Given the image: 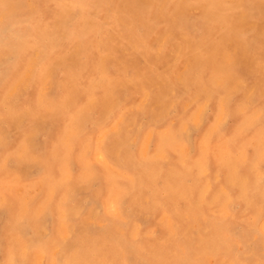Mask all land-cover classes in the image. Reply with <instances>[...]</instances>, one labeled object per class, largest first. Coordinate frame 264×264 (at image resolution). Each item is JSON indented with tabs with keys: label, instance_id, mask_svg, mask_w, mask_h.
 <instances>
[{
	"label": "rangeland",
	"instance_id": "1",
	"mask_svg": "<svg viewBox=\"0 0 264 264\" xmlns=\"http://www.w3.org/2000/svg\"><path fill=\"white\" fill-rule=\"evenodd\" d=\"M12 1L0 0V16L3 18L0 17V48L2 49V51L0 50V80L2 79L0 81V100L3 99L2 103H4H0V106H3L0 107V156L6 158H0V177L3 175L0 179V264H238V260H240L239 264L242 262L244 264H255L257 261L256 264H262L261 261H264V157L259 156L264 153V150H262L264 149V136L259 131L264 132V127H262L264 124L261 123L264 122V0H76L78 2L75 0H21L22 5L20 0ZM94 1H97L98 5ZM11 7L13 10H11ZM91 8L93 12H91ZM3 15L8 17L4 18ZM130 19H133L132 22L128 21ZM27 21L28 23H25ZM133 21H136V24L138 23L137 26ZM188 21L191 22L188 23ZM70 22L71 24H69ZM129 22L134 23L133 26L135 27H132ZM97 27L99 28L97 29ZM188 27L189 29H187ZM32 39L35 41H32ZM21 41L24 42L23 46ZM4 45L5 47H3ZM75 50L76 52H74ZM20 55L21 58H19ZM46 67L51 69L49 70ZM26 69L27 71H25ZM12 71H15L13 75ZM53 77L56 78L53 79ZM106 78H110V81L108 80V82ZM104 82H107V84H104ZM19 86L22 87L20 90H18ZM51 86L53 88H50ZM258 87L260 88L258 89ZM128 89L131 90L128 91ZM5 91H7L6 95L4 94ZM36 99L42 100V102ZM254 99L255 102L253 103ZM6 100H8V103ZM46 100L49 101L46 102ZM50 102H54L53 105L52 103L49 104ZM37 104L39 105L37 106ZM188 104L190 105L188 106ZM68 106L69 108H67ZM5 107L11 110L7 112L8 110ZM3 108H5V113H2V110L4 112ZM27 108L31 109L28 110ZM56 109L59 111L56 112ZM160 109H162L161 113L158 112ZM51 110L53 111L51 112ZM66 110L67 112H65ZM53 112L54 114L56 112V116ZM180 112H183V114H180ZM47 113L50 116L48 118ZM52 114L54 117H52ZM175 114L179 115V119L178 115L175 116ZM62 115L66 116L65 119ZM44 119L46 120L43 122ZM96 119H98V122ZM160 120L162 122H159ZM17 121L20 122L17 124ZM69 121L73 125H70ZM126 121L129 124H126ZM101 122L102 124L98 126ZM31 123H33V126ZM74 125L81 127H78L80 128L78 129ZM121 125H123L122 128H119ZM193 125L197 126L194 128ZM135 126H137L136 129ZM67 127L68 129H66ZM70 127L74 130L71 128L70 131ZM37 129L39 130L37 131ZM131 129L134 131L133 133ZM249 129H251L250 132ZM77 130L79 131L77 132ZM172 131L174 133L173 137ZM63 132L65 133L63 134ZM107 132L110 136L107 135ZM21 133L23 134L21 135ZM219 134L220 136L213 143L214 138L216 139ZM235 134H239L238 137ZM262 134L264 135V133ZM121 135H124L123 138L126 140L122 139ZM163 135H167L169 138ZM78 136L81 138H78ZM60 137L66 140H62ZM240 137L244 140L242 141ZM258 138L260 142H258ZM21 139L24 140V143L21 142ZM225 139L226 141H224ZM84 141L88 142L89 146ZM126 141H128V145H126ZM159 142L160 144H158ZM85 145L87 149L90 148L85 149ZM108 145L109 147L106 148ZM120 147L123 150L120 151ZM16 148L17 150H15ZM126 148L130 152H127ZM259 149H261L260 152L263 151L260 155ZM82 150L84 152H81ZM105 150L109 155L105 153ZM120 152L125 153L126 156H123L125 154L122 155ZM212 152L213 154H211ZM237 152L241 154L238 155ZM58 153L59 155L68 153V156H59ZM81 153H86V155ZM110 154L113 155L110 156ZM217 154L218 156H216ZM235 154L237 155L234 156ZM158 155L160 156L157 157ZM63 157L66 159H63ZM228 157L230 159L227 162ZM193 158L194 161L191 160ZM179 159H182L183 162ZM86 160H90V162ZM190 161H193V163ZM59 163L61 166L63 164L64 167L69 163L67 170L64 168L61 170L63 166L61 167ZM72 163L74 165H70ZM84 163H87V165H84ZM197 164L201 167H196ZM231 164L235 166H231ZM235 167L236 169H233ZM86 168L87 171L85 172ZM188 168L190 169L188 170ZM89 171H92V173ZM182 172L183 176L179 174ZM126 174H129L130 177ZM89 175L92 176V180ZM93 175H95V178ZM229 175H231V178ZM59 176H61V179H59ZM244 176L246 179H244ZM226 177L230 179L227 178L228 180H226ZM11 179L14 181H10ZM82 179L84 180L82 181ZM18 180L21 182L18 183ZM31 180L34 182H31ZM205 180L210 184L206 183ZM36 181H39L37 182L38 185ZM87 183H89L88 187L85 185ZM77 184L78 186H76ZM169 184L174 189L169 188ZM48 185H50V188ZM219 186L225 188L222 189L223 187H221L220 189ZM45 187H47L46 190ZM91 187L94 188L91 190ZM115 187L117 190H115ZM244 188L245 192H243ZM107 189H111V191ZM219 189L220 191L224 190V194ZM47 191L49 192L47 193ZM161 191L163 192L161 193ZM70 192L72 195H70ZM184 194L185 196H183ZM67 197L69 199L66 200ZM171 198L175 201L173 202ZM225 199L229 201L231 199L230 202L227 200L229 204L224 201ZM168 200H171V202ZM160 201L162 202L161 205ZM41 203L43 204L40 205ZM78 203L82 204L79 205ZM112 203L116 205L114 206ZM189 204L192 208L189 207ZM89 205L91 206L89 207ZM182 206L186 207L182 208ZM216 206L221 207L216 208ZM95 208H97V211H94ZM221 208L224 209L222 212ZM34 210L39 211L34 212ZM197 211L200 213H197ZM187 212H191L196 219L192 217L191 213L189 216ZM33 213L37 215L34 216ZM194 213L197 214L194 215ZM158 214L160 216H157ZM164 216H166L167 221L163 218ZM254 216L257 218L255 219ZM152 217L154 218L152 219ZM158 217L160 220H158ZM64 219L67 223L70 221L69 226ZM254 219L256 222L253 221ZM38 220L39 223H37ZM247 222H249V225ZM42 225L43 227H41ZM187 225L193 227L189 228ZM170 228L171 231L169 232ZM135 229L136 231L133 232L132 230ZM247 229L249 232L246 231ZM244 231H246L245 234H243ZM226 233H228V236ZM234 234L238 236L234 237ZM8 237L10 238L8 239ZM185 237L189 239L184 240ZM26 240L28 243L25 244ZM244 240L246 241L244 242ZM47 241H49V244ZM61 241L65 243H60ZM229 242L230 245H228ZM65 246H68L66 247L68 251L63 248ZM17 247L19 248L17 249ZM59 249L60 251H58ZM19 250L22 253H19ZM61 253L62 255H60ZM242 253L245 255L242 256ZM3 256L5 257L3 258ZM250 257L257 261L254 263V260ZM49 259L51 260L49 261ZM11 261L14 262L11 263ZM37 261L40 263H37Z\"/></svg>",
	"mask_w": 264,
	"mask_h": 264
},
{
	"label": "bare ground",
	"instance_id": "2",
	"mask_svg": "<svg viewBox=\"0 0 264 264\" xmlns=\"http://www.w3.org/2000/svg\"><path fill=\"white\" fill-rule=\"evenodd\" d=\"M8 1H10V0H8ZM13 1H14V0H13ZM13 1H12V2H13ZM15 1H16V0H15ZM17 1H18V0H17ZM22 1H23V0H22ZM30 1H31V0H30ZM75 1H76V0H75ZM87 1H88V0H87ZM105 1H106V0H105ZM20 2H21V0H20ZM76 2H78V1H76ZM94 2H95V1H94ZM23 3H24V2H23ZM95 3L97 4V1H96ZM15 4H16V3H15ZM67 4H68V3H67ZM76 4H77V3H76ZM21 5H22V2H21ZM21 5H20V6H21ZM82 5H83V4H82ZM97 5H98V4H97ZM109 5H110V4H109ZM118 5H119V4H118ZM226 5H228V4H226ZM7 6L9 7V4H8ZM15 6H17V5H15ZM20 6H18V7H20ZM78 6H79V5H78ZM159 6H160V5H159ZM201 6H202V5H201ZM18 7H17V11H18ZM21 7H23V6H21ZM24 7H25V6H24ZM87 7H88V6H87ZM118 7H119V6H118ZM13 8H15V7H13ZM25 8H26V7H25ZM34 8H36V7H34ZM34 8H33V9H34ZM159 8H160V7H159ZM193 8H194V7H193ZM8 9H9V8H8ZM21 9H22V8H21ZM73 9H74V8H73ZM80 9H81V8H80ZM89 9H90V8H89ZM4 10H5V9H4ZM11 10H13L12 7H11ZM28 10H29V9H28ZM35 10H36V9H35ZM35 10H34V11H35ZM91 10H92V8H91ZM94 10H95V9H94ZM100 10H101V9H100ZM188 10H189V9H188ZM6 11H7V10H6ZM9 11H10V10H9ZM9 11H8V12H9ZM73 11H74V10H73ZM95 11H96V10H95ZM190 11H191V10H190ZM2 12H4V11H2ZM11 12H12V11H11ZM15 12H16V11H15ZM91 12H93V10H92ZM13 13H14V12H13ZM28 13H29V12H28ZM31 13H32V10H31ZM72 13H73V12H72ZM95 13H96V12H95ZM95 13H94V14H95ZM3 14H4V13H3ZM5 14H6V13H5ZM9 14L11 15V13H9ZM66 14H67V13H66ZM133 14H134V13H133ZM133 14H132V15H133ZM189 14H190V13H189ZM195 14H196V13H195ZM7 15H8V13H7ZM7 15H6V16H7ZM12 15H13V14H12ZM17 15H19V14H17ZM22 15H23V14H22ZM185 15H186V14H185ZM6 16L3 15L4 18H6ZM32 16H33V15H32ZM195 16H196V15H195ZM0 17H1V16H0ZM7 17H8V16H7ZM10 17H11V16H10ZM1 18H2V17H1ZM12 18H13V17H12ZM12 18H9V19H12ZM24 18H25V17L23 16V19H24ZM33 18H34V17H33ZM136 18H137V17H136ZM197 18H198V17H197ZM240 18H241V17H240ZM255 18H256V17H255ZM2 19H3V18H2ZM15 19H16V18H15ZM19 19H21V18H19ZM55 19H57V18H55ZM179 19H180V18H179ZM5 20H7V19H5ZM131 20H133V19H130V20H128V21H131ZM135 20H136V19H135ZM137 20H138V18H137ZM193 20H194V17H193ZM0 21H1V20H0ZM9 21H10V20H9ZM30 21H31V20H30ZM57 21H58V20H57ZM121 21H122V20H121ZM186 21H187V19H186ZM22 22H23V21H22ZM22 22H21V23H22ZM65 22H66V20H65ZM131 22H132V21H131ZM131 22H129V24H130ZM133 22L135 23L136 21H133ZM189 22H191V21H188V23H189ZM194 22H195V21H194ZM204 22H206V21H204ZM25 23H28V21L25 22ZM30 23H31V22H30ZM134 23H131V24H132V27H135V26H133ZM152 23H153V22H152ZM198 23H199V22H198ZM14 24H15V23H14ZM66 24H67V23H66ZM69 24H71V22H70ZM129 24H128V26H129ZM135 24H136V23H135ZM135 24H134V25H135ZM137 24H138V23H137ZM137 24H136V26H137ZM142 24H143V22L141 23V25H142ZM196 24H197V21H196ZM18 25H19V24H18ZM56 25H58V24H56ZM61 25H62V24H61ZM61 25H60V26H61ZM153 25H156V24H153ZM11 26H12V25H11ZM32 26H33V25H32ZM65 26H66V25H65ZM70 26H71V25H70ZM130 26H131V25H130ZM138 26H140V25H138ZM191 26H192V25H191ZM213 26H214V25H213ZM220 26H221V25H220ZM145 27H146V26H145ZM197 27H198V26H197ZM199 27H200V26H199ZM31 28H32V27H31ZM55 28H57V27H55ZM98 28H99V27H97V29H98ZM204 28H205V27H204ZM59 29H60V28H59ZM136 29H137V28H136ZM152 29H153V28H152ZM187 29H189V27H188ZM209 29H210V28H209ZM250 29H251V28H250ZM252 29H253V28H252ZM54 30H55V29H54ZM66 30H67V29H66ZM145 30H146V29H145ZM202 30H203V29H202ZM213 30H214V29H213ZM17 31H18V30H17ZM21 31H22V30H21ZM56 31H57V30H56ZM58 31H59V30H58ZM100 31H101V30H100ZM146 31H147V30H146ZM208 31H209V30H208ZM13 32H14V31H13ZM18 32H19V31H18ZM68 32H70V31H68ZM85 32L87 33V31H85ZM118 32H119V31H118ZM130 32H131V30H130ZM246 32H248V31H246ZM25 33L28 34V32H26V31H25ZM66 33H67V31H66ZM97 33H98V32H97ZM97 33H96V35H97ZM120 33H121V32H120ZM167 33H168V32H167ZM210 33H211V32H210ZM37 34H39V33H37ZM194 34H195V32L193 33V35H194ZM197 34H199V33H197ZM231 34H232V33H231ZM39 35H41V34H39ZM71 35H72V34H71ZM71 35H70V36H71ZM83 35H84V34H83ZM118 35H119V34H118ZM129 35H130V34H129ZM139 35H140V34H139ZM182 35H183V34H182ZM50 36H51V35H50ZM77 36H78V34H77ZM112 36H113V35H112ZM146 36H147V35H146ZM183 36H185V35H183ZM186 36H187V34H186ZM250 36H251V35H250ZM25 37H26V35H25ZM25 37H24V38H25ZM147 37H148V36H147ZM196 37H197V35H196ZM201 37H202V36H201ZM57 38H58V37H57ZM57 38H56V39H57ZM112 38H114V37H112ZM112 38H111V39H112ZM198 38H199V37H198ZM12 39H13V38H12ZM22 39H23V38H22ZM28 39H29V38H28ZM28 39H27V40H28ZM30 39H31V38H30ZM36 39H37V38H36ZM129 39H130V38H129ZM251 39H252V38H251ZM25 40H26V39H25ZM32 41H35V40L32 39ZM96 41H97V40H96ZM159 41H160V40H159ZM198 41H199V39H198ZM201 41H202V40H201ZM3 42H4V41H3ZM16 42H17V41H16ZM16 42H15V43H16ZM21 42H22V41H21ZM100 42H101V41H100ZM160 42H161V41H160ZM212 42L215 44L214 41H212ZM262 42H263V41H262ZM262 42H261V43H262ZM23 43H24V42H22V44H21L22 46H23ZM37 43H38V42H37ZM40 43H41V42H40ZM157 43H158V42H157ZM249 43H250V42H249ZM263 43H264V42H263ZM19 44H20V43H19ZM19 44H17V45H19ZM119 44H120V43H119ZM119 44H118V45H119ZM153 44H154V43H153ZM217 44H218V43H217ZM21 45H20V47H21ZM109 45H110V44H109ZM155 45H156V44H155ZM228 45H229V44H228ZM134 46H135V45H134ZM250 46H252V45H250ZM3 47H5V45H4ZM17 47H18V46H17ZM20 47H18V48H20ZM49 47H51V46H49ZM101 47H102V46H101ZM21 48H22V47H21ZM39 48H40V47H39ZM74 48H75V46H74ZM215 48H216V47H215ZM6 49H7V47H6ZM52 49H53V48H52ZM101 49H102V48H101ZM132 49H133V48H132ZM0 50L2 51L1 48H0ZM18 50H19V49H18ZM123 50H124V49H123ZM212 50H214V49H212ZM212 50H211V51H212ZM3 51H4V50H3ZM89 51H90V50H89ZM111 51H112V50H111ZM124 51H125V50H124ZM170 51H171V50H170ZM216 51H217V50H216ZM251 51H252V50H251ZM42 52H43V51H42ZM74 52H76V50H75ZM100 52H101V51H100ZM105 52H107V51H105ZM177 52H178V51H177ZM209 52H210V51H209ZM213 52H214V51H213ZM101 53L103 54V52H101ZM252 53H253V52H252ZM43 54H45V53H43ZM53 54H54V53H53ZM48 55H49V54H48ZM38 56H39V55H38ZM38 56H37V57H38ZM43 56H44V55H43ZM52 56H54V55H52ZM102 56H103V55H102ZM49 57H51V56H49ZM109 57H110V55H109ZM230 57H231V56H230ZM19 58H21V55H20ZM35 58H36V57H35ZM42 58H43V57H42ZM175 58H176V57H175ZM57 59H58V58H57ZM172 59H174V58H172ZM262 59H263V58H262ZM33 60H34V59H33ZM37 60H38V59H37ZM37 60H36V61H37ZM191 60H192V59H191ZM191 60H190V61H191ZM19 61H21V60H19ZM36 61H35V62H36ZM39 61H40V60H39ZM51 61H52V60H51ZM174 61H175V60H174ZM188 61H189V60H188ZM190 61H189V62H190ZM192 61H193V60H192ZM228 61H229V60H228ZM17 62H18V60H17ZM29 62H30V60H29ZM31 62H32V60H31ZM104 62H105V61H104ZM22 63H23V62H22ZM32 63H34V62H32ZM69 63H70V62H69ZM172 63H173V62H172ZM187 63H188V62H187ZM30 64H31V63H30ZM35 64H36V63H35ZM53 64H54V62H53ZM125 64H126V63H125ZM130 64H131V63H130ZM173 64H174V63H173ZM202 64H203V63H202ZM202 64H201V65H202ZM254 64H255V63H254ZM74 65H75V64H74ZM104 65H105V64H104ZM203 65H204V64H203ZM240 65H241V64H240ZM244 65H245V64H244ZM17 66H18V65H17ZM51 66H52V65H51ZM20 67H21V66H20ZM28 67H29V66H28ZM32 67H33V66H32ZM34 67H35V66H34ZM241 67H242V65H241ZM18 68H19V67H18ZM25 68H26V67H25ZM30 68H31V67H30ZM46 68H48V67H46ZM74 68H75V67H74ZM206 68H207V67H206ZM231 68H232V66H231ZM234 68H235V67H234ZM242 68H243V67H242ZM19 69H20V68H19ZM34 69H35V68H34ZM48 69H49V68H48ZM50 69H51V68H50ZM50 69H49V70H50ZM60 69H61V68H60ZM75 69H76V68H75ZM128 69H129V68H128ZM128 69H127V70H128ZM207 69H208V68H207ZM229 69H230V68H229ZM83 70H84V69H83ZM83 70H82V71H83ZM246 70H247V69H246ZM253 70H255V69H253ZM15 71H16V70H15ZM15 71H14V72L12 71L13 73L11 72L12 75L15 73ZM25 71H27V69H26ZM108 71H109V70H108ZM195 71H196V70H195ZM28 72H29V70H28ZM105 72H106V71H105ZM197 72H198V71H197ZM249 72H250V71H249ZM255 72H256V71H255ZM80 73H81V72H80ZM97 73L100 74L99 72H97ZM109 73H110V72H109ZM109 73H108V74H109ZM165 73H166V72H165ZM246 73H247V72H246ZM157 74H158V73H157ZM58 75H59V74H58ZM68 75H69V74H68ZM126 75H127V74H126ZM129 75H130V74H129ZM162 75H164V74L162 73ZM209 75L211 76V74H209ZM50 76H51V74H50ZM50 76H49V77H50ZM52 76H53V75H52ZM76 76H78V75H76ZM164 76H165V75H164ZM7 77H8V76H7ZM23 77H24V76H23ZM28 77H29V76H28ZM28 77H27V78H28ZM30 77H31V76H30ZM47 77H48V76H47ZM186 77H187V76H186ZM251 77H252V76H251ZM3 78H4V77H3ZM9 78H10V76H9ZM55 78H56V77H55ZM55 78L53 77V79H55ZM66 78H67V76H66ZM240 78H241V77H240ZM5 79H6V77H5ZM5 79H3V80H5ZM47 79H48V78H47ZM84 79H85V78H84ZM93 79H94V78H93ZM97 79H98V78H97ZM99 79H100V78H99ZM166 79H167V77H166ZM187 79H188V78H187ZM1 80H2V79H1ZM1 80H0V81H1ZM6 80H7V79H6ZM91 80H92V79H91ZM106 80H107V81H108V80L110 81V78H109V79L106 78ZM212 80H213V79H212ZM212 80H211V81H212ZM254 80H255V79H254ZM254 80H253V81H254ZM72 81H74V80H72ZM78 81H79V80H78ZM80 81H81V80H80ZM94 81H95V80H94ZM100 81H102V80H100ZM103 81H104V80H103ZM103 81H102V82H103ZM109 81H108V82H109ZM194 81H195V79H194ZM3 82H4V81H3ZM26 82H27V81H26ZM68 82H69V81H68ZM74 82H75V81H74ZM97 82H99V81L97 80ZM255 82H256V81H255ZM4 83H5V82H4ZM4 83H3V85H5ZM19 83H20V81H19ZM72 83H73V82H72ZM93 83H94V82H93ZM95 83H96V81H95ZM100 83H101V82H100ZM100 83H98V84H100ZM105 83L107 84V82H104V84H105ZM17 84H18V83H17ZM22 84H23V83H22ZM24 84H25V83H24ZM45 84H48V83H45ZM52 84H53V82H52ZM0 85H1V84H0ZM26 85H27V83H26ZM50 85H51V84H50ZM74 85H76V84H74ZM192 85H193V84H192ZM23 86H24V85H23ZM52 86H53V85H52ZM52 86H51L50 88H53ZM95 86H96V85H95ZM253 86H254V85H253ZM19 87H20V88H19L18 90H20V89L22 88L21 86H19ZM58 87H59V86H58ZM88 87H89V86H88ZM91 87H92V86H91ZM93 87H94V86H93ZM151 87H153V86H151ZM186 87H187V86H186ZM211 87H212V86H211ZM14 88H15V87H14ZM26 88H27V87H26ZM26 88H25V89H26ZM41 88H42V87H41ZM111 88H112V86H111ZM212 88H213V87H212ZM259 88H260V87H258V89H259ZM89 89H90V88H89ZM101 89H102V88H101ZM103 89H105V88H103ZM210 89H211V88H210ZM13 90H14V89H13ZM48 90H49V89H48ZM70 90H71V88H70ZM81 90H82V89H81ZM81 90H80V91H81ZM98 90H99V89H98ZM107 90H109V89H107ZM107 90H106V91H107ZM121 90H123V89H121ZM129 90H131V89H128V91H129ZM21 91H22V90H21ZM114 91H115V90H114ZM187 91H188V90H187ZM6 92H7V91H5V93H4L5 95H6ZM14 92H15V91H14ZM70 92H71V91H70ZM72 92H73V91H72ZM72 92H71V93H72ZM83 92H84V91H83ZM148 92H149V91H148ZM12 93H13V92H12ZM19 93H20V92L18 91V94H19ZM23 93L25 94L26 92H23ZM49 93H50V90H49ZM49 93H48V95H49ZM52 93H53V92H52ZM116 93H117V92H116ZM128 93H129V92H128ZM104 94H106V93H104ZM112 94H113V93H112ZM114 94H115V93H114ZM132 94H133V93H132ZM132 94H131V96H132ZM147 94H148V93H147ZM182 94H183V93H182ZM22 95H23V94H22ZM74 95L76 96V94H74ZM125 95H126V94H125ZM8 96H9V95H8ZM8 96H7V97H8ZM30 96H31V95H30ZM70 96H71V95H70ZM72 96H73V95H72ZM98 96H99V95H98ZM73 97H74V96H73ZM78 97H79V96H78ZM166 97H168V96H166ZM13 98H14V97H13ZM13 98H12V99H13ZM56 98H57V97H56ZM71 98H72V97H71ZM88 98H89V97H88ZM173 98H174V97H173ZM1 99H2V97H1ZM6 99H9V98H6ZM17 99H18V98H17ZM23 99H24V98H23ZM30 99H31V98H30ZM58 99H59V97H58ZM58 99H55V100H58ZM163 99H164V98H163ZM255 99H256V98H255ZM255 99L253 100V103L255 102ZM2 100H3V99H2ZM2 100H0V103H2ZM10 100H11V98H10ZM13 100H14V99H13ZM36 100H37V99H36ZM91 100H92V99H91ZM118 100H120V99H118ZM123 100H124V99H123ZM158 100H160V99H158ZM175 100H176V99H175ZM257 100H258V99H257ZM6 101H7V103H8V100H6ZM37 101H41V102H42V100H37ZM48 101H49V100H46V102H48ZM68 101H70V100H68ZM73 101H74V100H73ZM89 101H90V100H89ZM146 101H147V100H146ZM150 101H151V100H150ZM161 101L163 102V100H161ZM13 102H15V100H14ZM64 102H65V101H64ZM140 102H141V101H140ZM44 103H45V102H44ZM51 103H52V102H50L49 104H51ZM53 103H54V102H53ZM53 103H52V105H53ZM91 103H92V102H91ZM142 103H144V102H142ZM253 103H251V104L253 105ZM2 104H4V103H2ZM13 104H14V103H13ZM47 104H48V103H47ZM62 104H65V103H62ZM66 104H68V103H66ZM135 104H136V103H135ZM137 104H138V103H137ZM168 104H169V103H168ZM186 104H187V103H186ZM206 104H207V103H206ZM8 105H10V104H8ZM8 105H7V106H8ZM38 105H39V104H37V106H38ZM43 105H45V104H43ZM43 105H42V106H43ZM171 105H173V104L171 103ZM189 105H190V104H188V106H189ZM5 106H6V105H5ZM12 106H13V105H12ZM42 106H41V107H42ZM45 106H46V105H45ZM134 106H135V105H134ZM152 106H153V105H152ZM183 106H184V105H183ZM0 107H1V106H0ZM2 107H3V106H2ZM2 107H1V108H2ZM46 107H47V106H46ZM48 107H52V106H48ZM174 107H175V106H174ZM5 108H6V107H5ZM5 108H3V109H4V112H3V110H2V113H5ZM7 108H8V107H7ZM7 108H6V110H8ZM12 108H13V107H12ZM44 108H45V107H44ZM53 108H55V107H53ZM62 108H63V107H62ZM67 108H69V106H68ZM67 108H66V109H67ZM130 108H131V107H130ZM146 108H147V106H146ZM151 108H152V107H151ZM161 108H162V107H161ZM171 108H173V107H171ZM185 108H187V107H185ZM198 108H201V107H198ZM204 108H205V107H204ZM258 108L260 109V107H258ZM262 108H263V107H262ZM27 109H28V108H27ZM27 109H26V110H27ZM29 109H31V108H29ZM29 109H28V110H29ZM48 109H49V108H48ZM142 109H143V108H142ZM163 109H164V108H163ZM243 109H244V108H243ZM10 110H11V109H10ZM10 110H8L7 112H9ZM44 110H45V109H44ZM71 110H73V109H71ZM75 110H76V109H75ZM91 110H92V109H91ZM161 110H162V109H160L158 112L161 113V112H160ZM167 110H168V108H167ZM199 110H200V109H199ZM261 110H262V109H261ZM52 111H53V110H51V112H52ZM54 111H55V109H54ZM58 111H59V110H58ZM58 111H57V109H56V112H58ZM68 111H69V109H68ZM81 111H82V110H81ZM142 111H143V110H142ZM147 111H148V110H147ZM176 111H177V109H176ZM203 111H204V110H203ZM51 112H50V113H51ZM56 112H55V114H56ZM65 112H67V110H66ZM65 112H64V113H65ZM73 112H74V111H73ZM126 112H127V111H126ZM129 112H130V111H129ZM140 112H141V111H140ZM144 112L146 113V111H144ZM144 112H143V113H144ZM172 112H173V111H172ZM172 112H171V114H172ZM183 112H185V111L183 110ZM183 112H180V114H181V113L183 114ZM41 113H42V112H41ZM50 113H49V114H50ZM62 113H63V112H62ZM68 113H69V112H68ZM71 113H72V112H71ZM109 113H110V112H109ZM111 113H112V112H111ZM124 113H125V112H124ZM133 113H134V112H133ZM133 113H132V114H133ZM136 113L138 114V112H136ZM136 113H135V114H136ZM143 113H142V114H143ZM173 113H174V112H173ZM259 113H260V112H259ZM0 114H1V113H0ZM45 114H46V113L44 112V115H45ZM53 114H54V112H53ZM53 114H52V117L56 116L55 114H54V116H53ZM129 114H131V113H129ZM147 114H148V112H147ZM149 114H150V112H149ZM171 114H170V115H171ZM4 115H5V114H4ZM8 115H9V114H8ZM42 115H43V114H42ZM47 115H48V113H47ZM50 115H51V114H50ZM94 115H95V112H94ZM127 115H128V114H127ZM139 115H140V114H139ZM168 115H169V114L167 113V116H168ZM177 115H178V114H177ZM177 115L175 114V116H177ZM202 115H203V114H202ZM225 115H226V114H225ZM6 116H7V113H6ZM9 116H10V115H9ZM21 116H23V115H21ZM21 116H20V117H21ZM24 116H25V115H24ZM62 116H63V118L65 119V117L67 116V114H66L65 117H64V115H62ZM69 116H70V115H69ZM88 116H89V115H88ZM88 116H87V117H88ZM99 116H100V115H99ZM99 116H98V117H99ZM134 116H135V115H134ZM134 116H133V117H134ZM167 116H166V117H167ZM172 116H174V115L172 114ZM229 116H231V115H229ZM7 117H8V116H7ZM48 117H50V116L48 115L47 118H48ZM70 117H71V116H70ZM98 117H97V118H98ZM107 117H109V116H107ZM123 117H124V115H123ZM133 117H132V118H133ZM149 117H150V116H149ZM152 117H153V115H152ZM158 117H161V116H158ZM158 117H157V118H158ZM189 117H190V115H189ZM202 117H203V116H202ZM227 117H228V116H227ZM227 117H226V118H227ZM59 118H60V117H59ZM136 118H138V117H136ZM172 118H174V117H172ZM258 118H259V117H258ZM25 119H26V117H25ZM25 119H24V120H25ZM29 119H30V118H29ZM49 119H51V118H49ZM53 119H56V118H53ZM77 119H78V118H77ZM89 119H90V118H89ZM93 119H95V118H93ZM93 119H92V120H93ZM99 119H100V118H99ZM106 119H107V118H106ZM117 119H119V118H117ZM125 119H126V118H125ZM140 119H141V118H140ZM147 119H148V118H147ZM147 119H146V121H147ZM178 119H179V115H178ZM201 119H202V118H201ZM0 120H1V119H0ZM16 120H17V118H16ZM19 120H20V119H19ZM40 120H41V118H40ZM45 120H46V119H44V120H42V121L44 122ZM67 120H68V118H67ZM84 120H85V119H84ZM96 120H97V122H98V119H96ZM102 120H103V119H102ZM107 120H109V119H107ZM123 120H124V119H123ZM137 120H139V119H137ZM142 120H143V119H142ZM153 120H154V118H153ZM163 120H164V119H163ZM167 120H168V119H167ZM176 120H177V118H176ZM176 120H175V122H177ZM182 120H183V119H182ZM184 120H185V119H184ZM250 120H251V119H250ZM254 120H255V119H254ZM260 120H261V119H260ZM25 121H26V120H25ZM56 121H57V120H56ZM59 121H60V120H59ZM73 121H74V119H73ZM87 121H88V120H87ZM140 121H141V120H140ZM149 121H150V120H149ZM156 121H157V119H156ZM173 121H174V120H173ZM226 121H227V120H226ZM226 121H225V122H226ZM8 122H9V121H8ZM13 122H14V121H13ZM19 122H20V121H19ZM19 122L17 121V124H18ZM35 122H37V121H35ZM38 122H39V121H38ZM43 122H42V125H43ZM48 122H49V120H48ZM62 122H63V120H62ZM62 122H61V124H62ZM69 122L71 123V121H69ZM82 122H83V120H82ZM102 122H103V121H102ZM102 122H101L100 124H98V126L101 125ZM105 122H106V121H105ZM116 122H117V121H116ZM116 122H115V123H116ZM118 122H119V120H118ZM122 122H123V121H122ZM126 122H127L126 124H129L128 121H126ZM135 122H137V121H135ZM151 122H152V121H151ZM159 122H162V121L160 120ZM190 122H191V121H190ZM11 123H12V122H11ZM39 123H41V122H39ZM83 123H84V122H83ZM92 123H93V122H92ZM137 123H138V122H137ZM141 123H142V122H141ZM157 123H158V122H157ZM185 123H186V122H185ZM200 123H201V121H200ZM252 123H253V122H252ZM261 123L264 124V122H261ZM261 123H259V124H261ZM3 124H5V123H3ZM21 124H22V122H21ZM32 124H33V123H31V125H32ZM34 124H35V123H34ZM63 124H64V123H63ZM79 124H80V123H79ZM87 124H89V123H87ZM90 124H91V123H90ZM93 124H94V123H93ZM93 124H92V125H93ZM96 124H97V123H96ZM104 124H105V123H104ZM104 124H103V125H104ZM118 124H119V123H118ZM132 124H133V123H132ZM155 124H156V122L154 123V125H155ZM161 124H162V123H161ZM166 124H168V123H166ZM222 124H223V123H222ZM7 125H8V124H7ZM12 125H13V124H12ZM45 125H46V124H45ZM58 125H59V124H58ZM70 125H73V124L71 123ZM139 125H140V124H139ZM151 125H152V124H151ZM185 125H186V124H185ZM190 125H191V124H190ZM211 125H212V124H211ZM223 125H224V124H223ZM225 125H226V124H225ZM241 125L243 126L244 124H241ZM256 125H257V124H256ZM1 126H3V125H1ZM8 126H9V125H8ZM24 126L26 127V125H24ZM32 126H33V125H32ZM38 126H39V124H38ZM67 126H68V125H67ZM75 126H76L77 128H78V127H81V126L74 125V127H75ZM86 126H87V125H86ZM89 126H90V125H89ZM93 126H94V125H93ZM122 126H123V125H121V127H119V128H122ZM132 126H133V125H132ZM169 126H170V125H169ZM172 126H173V125H172ZM178 126H179V125H178ZM195 126H197V125H195ZM195 126L193 125L194 128H195ZM212 126H213V125H212ZM13 127H14V126H13ZM17 127H18V125H17ZM22 127H23V126H22ZM22 127H21V128H22ZM43 127H44V126H43ZM64 127H65V126H64ZM64 127H63V128H64ZM76 127H75V128H76ZM90 127H91V126H90ZM110 127H111V126H110ZM136 127H137V126H135V129H136ZM142 127H143V126H142ZM152 127H153V126H152ZM191 127H192V126H191ZM240 127H241V126H240ZM262 127H264V126H262ZM5 128H6V127H5ZM7 128H8V127H7ZM19 128H20V127H19ZM19 128H18V129H19ZM71 128H72V127H70V131H71ZM95 128H96V127H95ZM116 128H117V127H116ZM131 128H132V127H131ZM138 128H140V127L138 126ZM147 128H148V127H147ZM149 128H150V127H149ZM149 128H148V129H149ZM167 128H169V127H167ZM173 128H174V127H173ZM187 128H188V127H187ZM241 128H242V127H241ZM252 128H253V127H252ZM34 129H35V128H34ZM39 129H40V128H39ZM39 129H37V131H38ZM44 129H45V128H44ZM54 129H55V128H54ZM59 129H60V128H59ZM66 129H68V127H67ZM72 129H73V128H72ZM78 129H80V128H78ZM85 129H86V128H85ZM92 129H93V128H92ZM127 129H128V128H127ZM140 129H141V128H140ZM160 129H161V128H160ZM175 129H176V128H175ZM196 129H197V128H196ZM225 129H226V128H225ZM254 129H256V128H254ZM21 130H22V129H21ZM21 130H20V131H21ZM73 130H74V129H73ZM87 130H89V129H87ZM120 130H121V129H120ZM131 130H132V129H131ZM163 130H164V128H163ZM180 130H181V129H180ZM207 130L209 131L208 128H207ZM232 130H233V129H232ZM252 130H253V129H252ZM17 131H18V130H17ZM44 131H45V130H44ZM58 131H59V130H58ZM78 131H79V130H77V132H78ZM117 131H118V130H117ZM126 131H127V130H126ZM153 131H154V130H153ZM153 131H151V132L153 133ZM167 131L169 132V130H167ZM176 131H177V130H176ZM204 131H206V130H204ZM208 131H207V132H208ZM248 131L250 132L251 129H249ZM263 131H264V130H263ZM12 132H14V131L12 130ZM53 132H54V131H53ZM66 132H67V131H66ZM80 132H81V131H80ZM82 132H83V131H82ZM123 132H124V131H123ZM130 132H131V131H130ZM133 132H134V131L132 130V133H133ZM136 132H137V130H136ZM139 132H140V131H139ZM174 132H175V130H174ZM180 132H181V131H180ZM184 132H186V131H184ZM184 132H183V133H184ZM210 132H211V131H210ZM222 132H223V131H222ZM236 132H237V127H236ZM236 132H235V133H236ZM242 132H244V131L242 130ZM40 133H41V132H40ZM42 133H43V132H42ZM42 133H41V134H42ZM64 133H65V132H63V134H64ZM72 133H73V132H72ZM75 133H76V132H75ZM83 133H84V132H83ZM90 133H91V132H90ZM121 133H122V132H121ZM169 133H170V132H169ZM203 133H204V132H203ZM239 133H240V132H239ZM259 133H261V135L264 136V135L262 134V133H264V132H260V131H259ZM2 134H4V133H2ZM12 134H13V133H12ZM12 134H10V135H12ZM22 134H23V133H21V135H22ZM44 134H45V133H44ZM77 134H79V133H77ZM115 134H116V133H115ZM117 134L119 135L120 133H117ZM135 134H136V133H135ZM137 134H138V133H137ZM167 134H168V133H167ZM173 134H174V133H173V131H172V137H173ZM180 134H181V133H180ZM220 134H221V133H220ZM220 134L216 136V139L214 138L213 143L215 142V140H217V137H219ZM33 135L36 136L35 134H33ZM33 135H31V136H33ZM66 135H67V134H66ZM66 135H65V136H66ZM72 135H73V134H72ZM85 135H86V133H85ZM87 135H88V134H87ZM101 135H103V134H101ZM101 135H100V136H101ZM107 135H108V132H107ZM124 135H125V134H124ZM124 135H123V136H124ZM126 135H127V134H126ZM209 135H210V134H209ZM228 135H229V134H228ZM235 135H237V134H235ZM238 135H239V134H238ZM238 135H237V137H238ZM40 136H41V135H40ZM75 136H76V135H75ZM88 136H89V135H88ZM88 136H87V137H88ZM105 136H106V134H105ZM108 136H110V135H108ZM121 136H122V135H121ZM121 136H120V137H121ZM123 136L121 137L122 139H124ZM134 136H135V135H134ZM163 136H164V135H163ZM169 136H170V135H169ZM185 136H186V135H185ZM199 136H200V135H199ZM249 136H250V134H249ZM2 137H4V136H2ZM20 137H21V136H20ZM84 137H86V136H84ZM87 137H86V138H87ZM146 137L148 138V135H147ZM164 137H167V135L164 136ZM172 137H171V138H172ZM180 137H181V136H180ZM183 137H184V136H183ZM188 137H189V135H188ZM201 137H202V136H201ZM234 137H236V136H234ZM243 137H244V136H243ZM247 137H248V136H247ZM252 137H253V135H252ZM252 137H251V138H252ZM256 137H257V136H256ZM5 138H7V137H5ZM22 138H23V137H22ZM31 138H32V137H31ZM33 138H34V137H33ZM40 138H41V137H40ZM60 138H61V137H60ZM62 138H63V137H62ZM62 138H61V139H62ZM78 138H81V137L78 136ZM133 138H134V137H133ZM133 138H132V139H133ZM160 138H161V137H160ZM167 138H169V137H167ZM195 138H196V137H195ZM206 138H207V136H206ZM208 138H209V137H208ZM210 138H211V137H210ZM240 138H241V137H240ZM249 138H250V137H249ZM35 139H36V138H35ZM50 139H52V138L50 137ZM108 139H109V138H108ZM152 139H153V138H152ZM178 139H179V138H178ZM180 139H181V138H180ZM183 139H184V138H183ZM188 139H189V138H188ZM201 139H202V138H201ZM203 139H204V138H203ZM232 139H233V138H232ZM241 139H242V141L244 140L243 138H241ZM241 139H240V140H241ZM247 139H248V138H247ZM254 139H255V138H254ZM16 140H17V139H16ZM28 140H29V139H28ZM62 140H66V139H62ZM88 140H89V139H88ZM118 140H119V139H118ZM124 140H126V139H124ZM127 140H128V139H127ZM175 140L178 141L176 138H175ZM181 140H182V139H181ZM194 140H195V139H194ZM204 140H206V139H204ZM208 140H209V139H208ZM208 140H207V141H208ZM221 140H222V139H221ZM250 140H251V139H250ZM257 140H259V138H258ZM257 140H256V141H257ZM261 140H262V137H261ZM22 141H23V143H24V140L21 139V142H22ZM29 141H30V140H29ZM31 141H33V140H31ZM60 141H61V140H60ZM60 141H59V142H60ZM86 141H87V139H86ZM86 141H84V142H86ZM89 141L91 142V140H89ZM103 141H104V140H103ZM130 141H131V139H130ZM151 141H152V140H151ZM159 141H160V140H159ZM172 141H173V138H172ZM176 141H175V142H176ZM183 141H184V140H183ZM185 141H186V140H185ZM219 141H220V140H219ZM224 141H226V139H225ZM233 141H234V139H233ZM254 141H255V140H254ZM5 142H6V141H5ZM13 142H14V140H13ZM26 142H28V141H26ZM73 142H74V141H73ZM75 142H76V141H75ZM84 142H83V143H84ZM127 142H128V141H126V145H128ZM160 142H161V141H160ZM160 142H159L158 144H160ZM190 142H191V141H190ZM201 142H203V141H201ZM210 142H211V141H210ZM246 142H247V140H246ZM248 142H249V141H248ZM258 142H260V140H259ZM261 142H262V141H261ZM23 143H22V144H23ZM52 143H53V142H52ZM52 143H51V144H52ZM54 143H56V142H54ZM70 143H71V142H70ZM83 143H82V147H83ZM86 143H87V145H88V142H86ZM103 143H104V142H103ZM124 143H125V142H124ZM129 143H130V142H129ZM133 143H134V141H133ZM169 143H170V141H169ZM171 143H172V142H171ZM171 143H170V144H171ZM184 143H186V142H184ZM213 143H212V146L214 145ZM227 143H228V140H227ZM262 143H263V142H262ZM1 144H2V142H1ZM22 144H21V145H22ZM49 144H50V143H49ZM56 144H57V143H56ZM151 144H152V142H151ZM166 144H167V143H166ZM198 144H199V143H198ZM206 144H207V143H206ZM229 144H230V142H229ZM260 144H261V143H260ZM260 144H259V145H260ZM13 145H14V144H13ZM13 145H12V146H13ZM18 145H19V143H18ZM23 145H24V144H23ZM27 145H28V144H27ZM54 145H55V144H54ZM67 145H68V144H67ZM69 145H70V144H69ZM69 145H68V146H69ZM72 145H73V144H72ZM80 145H81V144H80ZM95 145H96V144H95ZM120 145H121V143H120ZM120 145H119V146H120ZM124 145H125V144H124ZM135 145H136V144H135ZM161 145H163V144H161ZM167 145H168V144H167ZM171 145H173V144H171ZM207 145H208V144H207ZM207 145H204V146H207ZM218 145H219V144H218ZM261 145H262V144H261ZM19 146H20V145H19ZM50 146H51V145H50ZM88 146H89V145H88ZM102 146H103V144H102ZM121 146H122V145H121ZM131 146H133V145H131ZM156 146H157V145H156ZM169 146H170V145H169ZM194 146H195V145H194ZM209 146H210V145H209ZM227 146H228V145H227ZM227 146H226V147H227ZM250 146H253V145H250ZM250 146H249V147H250ZM14 147H15V146H14ZM30 147H32V146H30ZM47 147L49 148V146H47ZM80 147H81V146H80ZM105 147H106V146H105ZM108 147H109V145H108L106 148H108ZM123 147H124V146H123ZM128 147H129V146H128ZM135 147H136V146H135ZM145 147H146V146H145ZM150 147H151V146H150ZM172 147H173V146H172ZM174 147H175V144H174ZM242 147H243V146H242ZM254 147H255V146H254ZM45 148H46V146H45ZM54 148H55V146H54ZM66 148H68V147H66ZM83 148H84V147H83ZM89 148H90V147H89ZM89 148H88V149H89ZM175 148H176V147H175ZM207 148H208V147H207ZM207 148H206V149H207ZM229 148H230V147H229ZM251 148H252V147H251ZM262 148H263V146H262ZM8 149H9V148H8ZM37 149H38V148H37ZM52 149H53V148H52ZM69 149H70V148H69ZM85 149H87V148H86V145H85ZM85 149H83V150L86 152ZM88 149H87V150H88ZM129 149H130V147H129ZM168 149H169V148H168ZM202 149H203V148H202ZM209 149H210V147H209ZM212 149H213V148H212ZM216 149H217V148H216ZM216 149H215V150H216ZM11 150H12V149H11ZM15 150H17V148H16ZM26 150H27V149H26ZM67 150H68V149H67ZM83 150H82L81 152H84ZM100 150H101V148H100ZM106 150H107V149H106ZM106 150H105V153H106ZM121 150H123V149L120 147V151H121ZM126 150H127V152H130V151H128L127 148H126ZM133 150H134V149H133ZM145 150H146V149H145ZM213 150H214V149H213ZM225 150H227V149H225ZM239 150H240V149H239ZM244 150H245V149H244ZM246 150H247V149H246ZM246 150H245V151H246ZM253 150H254V149H253ZM256 150H258V149H256ZM260 150H261V149H259V152H260ZM262 150H264V149H262ZM50 151H51V149H50ZM69 151H70V150H69ZM163 151H164V150H163ZM172 151H173V150H172ZM187 151H188V150H187ZM192 151H193V150H192ZM206 151H207V150H206ZM210 151H212V150H210ZM245 151H243V152H245ZM248 151H249V150H248ZM53 152H54V151H53ZM53 152H52V154H53ZM78 152H80V151H78ZM101 152H102V151H101ZM122 152H124V151H122ZM127 152H126V153H127ZM148 152H149V151H148ZM229 152H230V151H229ZM238 152H239V151H238ZM238 152H237V153H238ZM256 152H257V151H256ZM262 152H263V151H261V152L259 153V155H260ZM6 153L9 154L8 151H6ZM6 153H5V154H6ZM17 153H18V152H17ZM19 153H20V152H19ZM61 153H62V152H61ZM65 153H66V150H65ZM88 153H89V152H88ZM108 153H109V152H108ZM120 153H121V152H120ZM120 153H119V156H120ZM133 153H134V152H133ZM145 153H146V151H145ZM163 153H164V152H163ZM172 153H173V152H172ZM227 153H228V152H227ZM15 154H16V153H15ZM20 154H22V153H20ZM20 154H19V155H20ZM63 154H64V153H63ZM63 154L59 155V153H58L59 156H66V157L68 156V155H67L68 153H67V154H64V155H63ZM81 154H85V155H86V153H81ZM81 154H80V155H81ZM97 154H98V153H97ZM99 154H100V153H99ZM102 154H103V153H102ZM106 154H107V153H106ZM121 154H122V153H121ZM123 154H125V153H123ZM123 154H122V155H123ZM140 154H141V153H140ZM151 154H152V153H151ZM196 154H197V153H196ZM196 154H195V155H196ZM199 154H200V152H199ZM202 154H203V153H202ZM211 154H213V152H212ZM240 154H241V153H240ZM240 154L238 153V155H240ZM244 154H245V153H244ZM6 155H7V154H6ZM49 155H51V154H49ZM56 155H57V154H56ZM69 155H70V154H69ZM78 155H79V153H78ZM107 155H109V154H107ZM111 155H113V154H110V156H111ZM161 155H162V154H161ZM182 155H183V154H182ZM184 155H185V152H184ZM189 155H190V154H189ZM236 155H237V154H235L234 156H236ZM259 155H257V156H259ZM81 156H82V155H81ZM114 156H115V155H114ZM114 156H113V157H114ZM123 156H126V154L123 155ZM132 156H133V155H132ZM155 156H156V155H155ZM159 156H160V155H158L157 157H159ZM163 156H164V154H163ZM204 156H205V155H204ZM204 156H203V157H204ZM206 156H207V154H206ZM216 156H218V154H217ZM243 156H245V155H243ZM261 156L264 157V153L261 154L259 157H261ZM3 157H4V156H3ZM3 157L0 156V158H3ZM51 157H52V156H51ZM85 157H88V156H85ZM115 157H116V156H115ZM117 157H118V156H117ZM138 157H139V156H138ZM140 157H141V156H140ZM182 157H183V156H182ZM195 157H196V156H195ZM221 157H222V156H221ZM223 157H225V156H223ZM229 157H230V156H229ZM229 157H228V159L226 160L227 162H228V160L230 159ZM259 157H258V158H259ZM263 157H261V158H263ZM4 158H5V157H4ZM52 158H53V157H52ZM64 158H65V157H63V159H64ZM71 158H72V157H71ZM77 158H78V157H77ZM95 158H96V157H95ZM104 158H105V157H104ZM135 158H136V157H135ZM150 158H151V157H150ZM187 158H188V157H187ZM189 158H190V157H189ZM204 158H205V157H204ZM204 158H203V160H204ZM219 158H220V155H219ZM226 158H227V157H226ZM5 159H6V158H5ZM42 159H43V158H42ZM42 159H41V160H42ZM65 159H66V158H65ZM84 159H85V158H84ZM105 159H106V158H105ZM116 159H117V158H116ZM118 159H119V158H118ZM165 159H166V156H165ZM183 159H185V158L183 157ZM196 159H197V158H196ZM241 159H243V158H241ZM1 160H3V159H1ZM49 160H50V159H49ZM147 160H148V158H147ZM180 160H182V159H179V161H180ZM189 160H190V159H189ZM191 160L194 161V158L191 159ZM223 160H224V159H223ZM235 160H236V159H235ZM243 160H244V159H243ZM45 161H47V160L45 159ZM57 161H58V160H57ZM81 161H82V160H81ZM86 161H87V160H86ZM149 161H150V160H149ZM185 161H186V160H185ZM193 161H190V162L193 163ZM212 161H213V158H212ZM224 161H225V160H224ZM224 161H223V162H224ZM59 162H60V161H59ZM71 162H72V161H71ZM87 162H90V160L87 161ZM99 162H100V161H99ZM108 162H109V161H108ZM111 162H112V161H111ZM119 162H120V160H119ZM182 162H183V160H182ZM187 162H188V159H187ZM190 162H189V163H190ZM217 162H218V161H217ZM3 163H4V161H3ZM60 163H61V162H60ZM60 163H59V164H60ZM64 163H65V162H64ZM66 163H67V161H66ZM100 163H101V162H100ZM197 163H198V162H197ZM200 163H201V162H200ZM205 163H206V162H205ZM220 163H221V162H220ZM225 163H226V162H225ZM253 163H254V162H253ZM1 164H2V163H1ZM59 164H58V165H59ZM68 164H69V163H68ZM68 164L66 165L67 167H66V166L64 167L63 164H62V166H63V167H62L61 164H60V166L62 167L61 170H63V168H64V169L68 168ZM120 164H121V163H120ZM218 164H219V163H218ZM42 165H44V164H42ZM70 165H74V164L72 163V164H70ZM84 165H87V163H86V164L84 163ZM106 165H107V164H106ZM110 165H112V163H110ZM163 165H165V164H163ZM202 165H203V162H202ZM0 166H1V165H0ZM2 166H3V165H2ZM95 166H96V165H95ZM123 166H124V165H123ZM191 166H192V165H191ZM197 166H200V165L197 164L196 167H197ZM204 166H205V165H204ZM204 166H203V167H204ZM231 166H235V165H232V164H231ZM261 166H263V165H261ZM44 167H45V165H44ZM84 167H85V166H84ZM86 167H87V166H86ZM88 167H89V166H88ZM108 167H110V166H108ZM112 167H113V165H112ZM114 167H115V166H114ZM196 167H195V168H196ZM200 167H201V166H200ZM200 167H199V168H200ZM106 168H107V167H106ZM211 168H212V167H211ZM29 169H30V168H29ZM75 169H78V168H75ZM83 169H84V168H83ZM116 169H117V168H116ZM189 169H190V168H188V170H189ZM200 169H201V168H200ZM209 169H210V168H209ZM233 169H236V167L233 168ZM61 170H59V171H61ZM66 170H67V169H66ZM68 170H69V169H68ZM90 170H91V169H90ZM106 170H107V169H106ZM117 170H118V169H117ZM229 170H230V169H229ZM255 170H256V169H255ZM31 171H32V170H31ZM69 171H70V170H69ZM69 171H68V172H69ZM86 171H87V168H86L85 172H86ZM98 171H99V170H98ZM104 171H105V170H104ZM199 171H200V170H199ZM217 171H218V169H217ZM223 171H224V170H223ZM231 171H233V170H231ZM83 172H84V171H83ZM85 172H84V173H85ZM89 172L92 173V171H89ZM89 172H87V173H89ZM94 172H96V171H94ZM112 172H113V171H112ZM189 172H190V171H189ZM207 172H208V171H207ZM215 172H216V171H215ZM215 172H214V173H215ZM64 173H65V172H64ZM91 173H90V174H91ZM99 173H100V172H99ZM99 173H98V174H99ZM167 173H168V172H167ZM214 173H213V174H214ZM255 173H256V171H255ZM257 173H258V172H257ZM261 173H262V172H261ZM42 174H43V173H42ZM68 174H69V173H68ZM70 174H71V173H70ZM78 174H79V173H78ZM96 174H97V173H96ZM114 174H116V173H114ZM119 174H120V173H119ZM179 174L182 175L183 172H182V173H179ZM191 174L194 176L193 173H191ZM259 174H260V172H259ZM14 175H15V174H14ZM40 175H41V174H40ZM40 175H39V176H40ZM48 175H49V174H48ZM48 175H46V176L48 177ZM65 175H66V174H65ZM85 175H87V174H85ZM122 175H124V174H122ZM122 175H121V176H122ZM126 175H127V174H126ZM173 175H174V174H173ZM186 175H187V174H186ZM192 175H191V176H192ZM217 175H219V174H217ZM223 175H225V174H223ZM260 175H261V174H260ZM11 176H12V175H11ZM11 176H10V177H11ZM17 176H18V175H17ZM67 176H68V175H67ZM89 176L91 177V180H92V176H91V175H89ZM127 176H129V174H128ZM182 176H183V175H182ZM188 176H189V175H188ZM229 176H230V178H231V175H229ZM1 177H3V175H2ZM1 177H0V179H1ZM35 177H37V176H35ZM44 177H45V176H44ZM49 177H51V176H49ZM62 177H63V176H62ZM93 177L95 178V175H93ZM129 177H130V176H129ZM129 177H128V178H129ZM166 177H167V176H166ZM217 177H218V176H217ZM233 177H234V176H233ZM45 178H46V177H45ZM69 178H70V177H69ZM94 178H93V180H94ZM170 178H171V177H170ZM179 178H180V177H179ZM192 178H194V177H192ZM215 178H216V177H215ZM227 178H228V177H226V180L230 179V178H228V179H227ZM15 179H16V176H15ZM27 179H28V178H27ZM59 179H61V176H59ZM65 179H66V177H65ZM212 179H214V178H212ZM216 179H217V178H216ZM244 179H246L245 176H244ZM244 179H242V180H244ZM256 179H257V178H256ZM7 180H8V179H7ZM83 180H84V179H82V181H83ZM89 180H90V178H89ZM163 180H164V179H163ZM176 180H177V179H176ZM182 180H183V178H182ZM186 180H187V179H186ZM221 180H222V179H221ZM10 181H14V180L11 179ZM10 181H9V182H10ZM19 181H20V180H18L17 182L19 183ZM22 181H24V180H22ZM32 181H33V180H31V182H32ZM85 181H86V180H85ZM85 181H84V183H85ZM87 181H88V180H87ZM87 181H86V182H87ZM164 181H165V180H164ZM205 181H206V183H208L207 180H205ZM210 181H211V179H210ZM216 181H217V180H216ZM244 181H245V180H244ZM7 182H8V181H7ZM9 182H8V183H9ZM20 182H21V181H20ZM24 182H25V181H24ZM24 182H23V183H24ZM31 182H30V183H31ZM33 182H34V181H33ZM37 182H39V181H36V183H37ZM43 182H44V181H43ZM51 182H52V181H51ZM90 182H91V181H90ZM90 182H89V183H90ZM184 182H185V181H184ZM255 182H256V181H255ZM258 182H259V181H258ZM10 183H12V182H10ZM23 183H22V184H23ZM45 183H46V182H45ZM89 183H87V184H85V185L87 186ZM94 183H95V182H94ZM165 183H166V182H165ZM180 183H181V182H180ZM195 183H197V182H195ZM230 183H231V182H230ZM230 183H229V184H230ZM24 184H25V183H24ZM38 184H39V183H37V185H38ZM43 184H44V183H43ZM46 184H47V183H46ZM78 184L80 185V183H78ZM78 184H77L76 186H78ZM91 184H93V182H91ZM91 184H90V185H91ZM189 184H191V183H189ZM193 184H194V182H193ZM208 184H210V182H209ZM241 184H242V183H241ZM243 184H244V182H243ZM3 185H4V183H3ZM3 185H2V186H3ZM31 185H32V184H31ZM33 185H34V184H33ZM44 185H45V184H44ZM53 185H54V184H53ZM69 185H70V184H69ZM93 185H94V184H93ZM219 185H220V184H219ZM46 186H47V185H46ZM49 186H50V185H48V187H49ZM56 186H57V185H56ZM76 186H74V187H76ZM80 186H82V185H80ZM99 186H101V185H99ZM109 186H110V185H109ZM109 186H107V187H109ZM168 186H169V188L172 187V186H170V184H169ZM183 186H184V185H183ZM208 186H209V185H208ZM37 187H38V186H37ZM62 187H64V186H62ZM68 187H69V186H68ZM70 187L72 188L73 185L70 186ZM87 187H88V186H87ZM164 187H165V186H164ZM219 187H220V186H219ZM221 187H223L222 189L225 188L224 186H221ZM221 187H220V189H221ZM46 188H47V187H45V190H46ZM49 188H50V187H49ZM59 188L61 189V187H59ZM93 188H94V187H93ZM93 188L91 187V190H92ZM115 188H116V187H115ZM167 188H168V187H167ZM37 189H38V188H37ZM51 189H53V187H51ZM51 189H49V190H51ZM89 189H90V187H89ZM172 189H174V188L172 187ZM182 189H183V188H182ZM204 189H205V188H204ZM220 189H219V191H220ZM61 190H62V189H61ZM66 190H67V189H66ZM107 190L111 191V189H107ZM115 190H117V188H116ZM148 190H149V189H148ZM70 191H71V190H70ZM86 191H87V189H86ZM86 191H85V192H86ZM113 191H114V190H113ZM171 191H172V190H171ZM178 191H179V190H178ZM178 191H177V192H178ZM180 191H181V189H180ZM223 191H224V190H222V191H220V192H222V194H224ZM36 192H37V191H36ZM48 192H49V191H47V193H48ZM72 192H74V190H72ZM106 192H107V191H106ZM115 192H116V191H115ZM117 192H118V191H117ZM162 192H163V191H161V193H162ZM168 192H170V191H168ZM168 192H167V193H168ZM175 192H176V190H175ZM200 192H201V191H200ZM225 192H226V191H225ZM235 192H236V191H235ZM243 192H245V188H244V191H243ZM59 193H60V192H59ZM66 193H67V192H66ZM68 193H69V192H68ZM70 193H71V192H70ZM90 193H91V192H90ZM112 193H113V192H112ZM112 193H110V194H112ZM164 193H166V192H164ZM170 193H171V192H170ZM178 193H180V192H178ZM204 193H205V192H204ZM50 194H51V193H50ZM60 194H61V193H60ZM60 194H59V195H60ZM81 194H82V193H81ZM81 194H80V195H81ZM87 194H88V193H87ZM110 194H108V195L110 196ZM168 194H169V193H168ZM215 194L217 195L216 192H215ZM218 194H219V193H218ZM46 195H47V194H46ZM56 195H57V194H56ZM70 195H72V193H71ZM82 195H83V194H82ZM103 195H104V194H103ZM113 195H115V194L113 193ZM169 195H170V194H169ZM219 195H220V194H219ZM48 196H49V195H48ZM86 196L88 197V195H86ZM115 196H116V195H115ZM115 196H114V197H115ZM166 196H167V194H166ZM171 196H172V195H171ZM171 196H170V197H171ZM183 196H185V194H184ZM203 196H204V194H203ZM57 197L60 198L59 196H57ZM46 198H47V197H46ZM71 198H72V197H71ZM74 198H75V197H74ZM79 198H80V197H79ZM82 198H83V196H82ZM82 198H81V199H82ZM93 198H94V197H93ZM162 198H163V196H162ZM181 198H182V195H181ZM189 198H190V197H189ZM189 198H188V199H189ZM226 198H227V196H226ZM67 199H69V197H67L66 200H67ZM87 199H88V198H87ZM106 199H108V198H106ZM144 199H145V198H144ZM171 199L173 200V198H171ZM188 199H187V200H188ZM212 199H214V198H212ZM228 199H229V198H228ZM228 199H227V200H228ZM254 199H255V198H254ZM51 200H52V199H51ZM101 200H102V199H101ZM160 200H162V199H160ZM166 200H167V199H166ZM178 200H179V199H178ZM201 200H202V198H201ZM201 200H200V201H201ZM227 200L225 199L224 201H227ZM45 201H46V200H45ZM64 201H65V200H64ZM64 201H63V202H64ZM115 201H116V200H115ZM115 201H114V203H115ZM162 201H164V200H162ZM168 201H169V200H168ZM174 201H175V200H173V202H174ZM228 201H229V200H228ZM228 201H227V202H228ZM230 201H231V199H230ZM230 201H229V202H230ZM247 201L250 203L249 200H247ZM61 202H62V200H61ZM111 202H112V201H111ZM166 202H167V201H166ZM169 202H171V200H170ZM173 202H172V203H173ZM196 202H197V201H196ZM229 202H228V204H229ZM68 203H69V201H68ZM114 203H112V204L114 205ZM156 203L158 204V202H156ZM161 203H162V202L160 201V205H161ZM172 203H171V204H172ZM184 203H186V202H184ZM188 203H189V202H188ZM194 203H195V202H194ZM209 203H210V202H209ZM225 203H226V202H225ZM245 203H246V202H245ZM42 204H43V203H41L40 205H42ZM78 204H79V203H78ZM80 204H82V203H80ZM80 204H79V205H80ZM210 204H211V203H210ZM221 204H222V203H221ZM231 204H232V202H231ZM36 205H37V203H36ZM40 205H39V206H40ZM67 205H68V204H67ZM70 205H72V204H70ZM115 205H116V204H115ZM115 205H114V206H115ZM163 205H164V204H163ZM178 205H179V204H178ZM189 205H190V204H189ZM234 205H235V204H234ZM236 205H237V204H236ZM83 206H84V205H83ZM90 206H91V205H89V207H90ZM106 206H108V205H106ZM224 206H225V204H224ZM224 206H223V208H224ZM230 206H233V205H230ZM36 207H37V206H36ZM58 207H59V205H58ZM67 207H68V206H67ZM165 207H166V206H165ZM165 207H162V208H165ZM172 207H173V206H172ZM176 207H178V206H176ZM183 207H186V206H182V208H183ZM189 207H191V205H190ZM217 207H221V206H216V208H217ZM227 207H228V205H227ZM227 207H226V208H227ZM255 207H256V206H255ZM39 208H40V207H39ZM65 208H66V207H65ZM160 208H161V206H160ZM182 208H180V209L182 210ZM191 208H192V207H191ZM191 208H190V209H191ZM232 208H233V207H232ZM260 208H261V207H260ZM19 209H20V208H19ZM19 209H18V210H19ZM25 209H26V208H25ZM35 209H36V208H35ZM63 209H64V208H63ZM76 209H77V208H76ZM80 209H81V208H80ZM80 209H79V210H80ZM86 209H88V208L86 207ZM89 209H90V208H89ZM96 209H97V208H95L94 211H95ZM108 209H109V208H108ZM188 209H189V208H188ZM209 209H210V208H209ZM54 210H55V208H54ZM54 210H53V211H54ZM73 210H74V209H73ZM105 210H106V209H105ZM116 210H117V209H116ZM211 210H212V209H211ZM218 210H219V209H218ZM218 210H217V211H218ZM222 210H224V209L221 208V212H222ZM37 211H39V210H36V211L34 210V212H37ZM65 211H66V210H65ZM87 211H89V210H87ZM87 211H86V213H87ZM96 211H97V210H96ZM154 211H155V210H154ZM175 211H176V210H175ZM177 211H178V210H177ZM182 211H183V210H182ZM194 211H195V210H194ZM228 211H229V210H228ZM244 211H246V210H244ZM255 211H256V210H255ZM258 211H259V208H258ZM40 212H41V210H40ZM76 212H77V210H76ZM90 212H91V210H90ZM92 212H93V209H92ZM108 212H109V211H108ZM137 212H138V211H137ZM164 212H165V210H164ZM195 212H196V211H195ZM198 212H199V211H197V213H198ZM218 212H219V211H218ZM229 212H230V214H232L231 211H229ZM10 213H11V212H10ZM10 213H9V215H10ZM23 213H24V212H23ZM68 213H69V211H68ZM78 213H79V212H78ZM117 213H118V211H117ZM130 213L132 214V212H130ZM138 213H139V212H138ZM142 213H145V212H142ZM152 213H153V212H152ZM162 213H163V211H162ZM187 213H189V212H187ZM190 213H191V212H190ZM190 213H189V216H190ZM197 213H194V215L197 214ZM199 213H200V212H199ZM226 213H227V212H226ZM18 214H19V213H18ZM69 214H70V213H69ZM79 214H80V213H79ZM79 214H78V215H79ZM89 214H91V213H89ZM92 214H95V213H92ZM114 214H115V213H114ZM139 214H140V213H139ZM175 214H176V213H175ZM191 214H192V213H191ZM248 214H251V213H248ZM254 214H255V212H254ZM33 215H34V213H33ZM35 215H37V214L35 213ZM35 215H34V216H35ZM64 215H65V214H64ZM115 215H117V214H115ZM132 215H133V214H132ZM140 215L142 216V214H140ZM140 215H139V217H140ZM167 215L169 216V214H167ZM252 215H253V214H252ZM256 215H257V212H256ZM22 216H23V215H22ZM22 216H21V217H22ZM41 216H42V215H41ZM51 216H52V215H51ZM66 216H67V214H66ZM76 216H77V215H76ZM133 216H134V215H133ZM157 216H160V215L158 214ZM168 216H167V217H168ZM179 216L181 217L180 214H179ZM184 216H185V215H184ZM196 216H197V215H196ZM198 216H199V214H198ZM198 216H197V217H198ZM202 216H203V215H202ZM208 216H209V215H208ZM249 216H250V215H249ZM263 216H264V215H263ZM18 217H20V215H18ZM36 217H37V216H36ZM39 217H40V216H39ZM77 217H78V216H77ZM91 217H92V216H91ZM155 217H156V216H155ZM185 217H186V216H185ZM187 217H188V215H187ZM192 217H194L193 214H192ZM200 217H201V216H200ZM204 217H205V215H204ZM245 217H246V216H245ZM254 217H255V216H254ZM52 218H54V217H52ZM118 218H119V216H118ZM120 218H122V217L120 216ZM153 218H154V217H152V219H153ZM160 218H161V217H160ZM163 218L167 221L166 216H164ZM194 218H195V217H194ZM211 218H212V217H211ZM252 218H253V216H252ZM256 218H257V217H255V219H256ZM0 219H1V218H0ZM2 219H3V218H2ZM14 219H15V218H14ZM19 219H20V218H19ZM77 219H78V218H77ZM142 219H143V218H142ZM161 219H162V218H161ZM168 219H170V218L168 217ZM195 219H196V218H195ZM201 219H202V218H201ZM255 219H254L253 221H255ZM260 219H261V218H260ZM15 220H16V219H15ZM17 220H18V219H17ZM21 220H22V219H21ZM34 220H35V219H34ZM40 220H41V219H40ZM47 220H48V219H47ZM53 220H54V219H53ZM56 220H57V219H56ZM85 220H86V219H85ZM104 220H105V219H104ZM121 220H122V219H121ZM123 220H124V218H123ZM158 220H160L159 217H158ZM170 220H171V219H170ZM202 220H203V219H202ZM216 220H217V219H216ZM0 221H1V220H0ZM35 221H36V220H35ZM48 221H49V220H48ZM64 221H65V219H64ZM71 221H73V220H71ZM77 221H78V220H77ZM102 221H103V219H102ZM153 221H154V220H153ZM246 221H248V220H246ZM249 221H250V220H249ZM253 221H252V222H253ZM14 222L16 223V221H14ZM14 222H13V223H14ZM32 222H33V221H32ZM54 222H55V221H54ZM56 222H57V221H56ZM65 222H66V221H65ZM69 222H70V221H69ZM69 222H68V223L66 222V223L68 224V226H69ZM79 222H80V220H79ZM96 222H97V221H96ZM169 222H170V221H169ZM169 222H168V224H169ZM196 222H197V221H196ZM196 222H195V223H196ZM202 222H203V221H202ZM255 222H256V221H255ZM260 222H261V220H260ZM19 223H20V222H19ZM21 223H22V222H21ZM37 223H39V220H38ZM62 223H63V221H62ZM66 223H65V224H66ZM80 223H81V222H80ZM82 223H83V222H82ZM164 223H165V221H164ZM175 223H176V222H175ZM184 223H185V222H184ZM248 223H249V222H247V224H248ZM47 224H49V223H47ZM53 224H54V223H53ZM53 224H52V225H53ZM56 224H57V223H56ZM73 224H74V223H73ZM73 224H72V226H73ZM76 224H77V223H76ZM99 224H100V223H99ZM196 224H197V223H196ZM138 225H139V223H138ZM176 225H177V224H176ZM178 225H179V224H178ZM194 225H195V224H194ZM199 225H201V224H199ZM238 225H239V224H238ZM238 225H237V226H238ZM248 225H249V224H248ZM248 225H246V226H248ZM253 225L255 226V224H253ZM256 225H257V224H256ZM47 226H48V225H47ZM70 226H71V225H70ZM98 226H99V225H98ZM135 226H136V225H135ZM151 226H152V225H151ZM187 226H189V228H191L192 225H187ZM196 226H197V225H196ZM196 226L194 227V229L196 228ZM246 226H243V227H246ZM250 226H251V224H250ZM254 226H253V227H254ZM15 227H16V225H15ZM41 227H43V225H42ZM41 227H40V228H41ZM77 227H78V226H77ZM170 227H171V225H170ZM192 227H193V226H192ZM202 227H203V226H202ZM21 228H22V227H21ZM75 228H76V227H75ZM100 228H101V227H100ZM113 228H114V227H113ZM134 228H135V227H134ZM136 228H137V227H136ZM204 228H206V227H204ZM247 228H248V227H247ZM43 229H44V228H43ZM45 229H46V228H45ZM172 229H173V228H172ZM242 229H244V228H242ZM245 229H246V228H245ZM41 230H42V229H41ZM66 230H67V229H66ZM80 230H81V229H80ZM115 230H116V229H115ZM119 230H120V229H119ZM154 230H155V229H154ZM185 230H186V228H185ZM189 230H190V229H189ZM232 230H233V229H232ZM253 230H254V229H253ZM22 231H23V230H22ZM42 231H43V230H42ZM84 231H85V230H84ZM132 231L134 232V231H136V229H135V230H132ZM147 231H148V230H147ZM170 231H171V228H170L169 232H170ZM246 231H248V229H247ZM246 231H244L243 234H245ZM251 231H252V230H251ZM256 231H257V230H256ZM258 231H259V230H258ZM30 232H31V231H30ZM72 232H73V229H72ZM76 232H77V231H76ZM133 232H132V234H133V237H134V233H133ZM195 232H196V231H195ZM248 232H249V231H248ZM13 233H14V232H13ZM19 233H20V231H19ZM56 233H57V232H56ZM107 233H108V232H107ZM183 233H184V232H183ZM191 233H192V232H191ZM228 233H229V232H228ZM228 233H226L227 236H228ZM231 233H232V232H231ZM253 233H254V232H253ZM38 234H39V233H38ZM53 234H54V233H53ZM57 234H58V233H57ZM151 234H153V233H151ZM222 234H224V233H222ZM240 234H241V232H240ZM12 235H13V234H12ZM17 235H18V234H17ZM69 235H70V234H69ZM76 235H77V233H76ZM109 235H110V233H109ZM224 235H225V234H224ZM231 235H232V234H231ZM254 235H255V234H254ZM261 235H262V234H261ZM48 236H49V235H48ZM66 236H67V235H66ZM79 236H80V235H79ZM82 236H83V235H82ZM121 236H122V235H121ZM152 236H153V235H152ZM173 236H174V235H173ZM229 236H230V235H229ZM235 236H238V235H235V234H234V237H235ZM241 236H243V235L241 234ZM58 237H59V236H58ZM94 237H95V236H94ZM103 237H104V236H103ZM231 237H232V236H231ZM245 237H246V236H245ZM263 237H264V236H263ZM9 238H10V237H8V239H9ZM71 238H72V236H71ZM131 238H132V237H131ZM186 238H188V237H185L184 240H185ZM261 238H262V236H261ZM13 239H14V238H13ZM59 239H60V237H59ZM68 239H70V238H68ZM123 239H124V238H123ZM175 239H176V238H175ZM188 239H189V238H188ZM237 239H238V238H237ZM249 239H251V238H249ZM14 240H15V239H14ZM48 240H49V239H48ZM52 240H53V239H52ZM113 240H114V239H113ZM239 240H240V239H239ZM246 240H247V239H246ZM246 240H244V242H245ZM260 240H261V239H260ZM7 241H8V240H7ZM28 241H30V240L28 239ZM55 241H57V240H55ZM55 241H54V242H55ZM70 241H71V240H70ZM91 241H92V240H91ZM174 241H175V240H174ZM187 241H188V240H187ZM256 241H257V240H256ZM23 242H24V241H23ZM26 242H27V240L25 241V244H26ZM47 242H48V244H49V241H47ZM71 242H72V241H71ZM118 242H119V241H118ZM177 242H178V240H177ZM188 242H189V241H188ZM236 242H238V241L236 240ZM7 243H8V242H7ZM7 243H6V244H7ZM9 243H10V242H9ZM18 243H19V241H18ZM18 243H17V244H18ZM27 243H28V242H27ZM50 243H51V242H50ZM58 243H59V242H58ZM60 243H63V244H64L65 242H62V241H61ZM186 243H187V242H186ZM221 243H222V242H221ZM234 243H235V242H234ZM234 243H233V245H234ZM260 243H261V242H260ZM10 244H11V243H10ZM17 244H16V246H17ZM52 244H53V243H52ZM68 244H69V243H68ZM83 244H85V243H83ZM194 244H196V243L194 242ZM250 244H251V243H250ZM23 245H24V244H23ZM50 245H51V244H50ZM114 245H115V243H114ZM178 245H180V244H178ZM228 245H230V242L228 243ZM231 245H232V244H231ZM233 245H232V246H233ZM262 245H263V244H262ZM24 246H25V245H24ZM180 246H182V245H180ZM211 246H212V245H211ZM225 246H226V245H225ZM232 246H231V247H232ZM263 246H264V245H263ZM6 247H8V245H6ZM66 247H68V246H65V247H63V248L66 249ZM117 247H119V246L117 245ZM129 247H130V246H129ZM214 247H215V246H214ZM237 247H238V246H237ZM18 248H19V247H17V249H18ZM38 248H39V246H38ZM40 248H43V247H40ZM49 248H50V247H49ZM121 248H122V247H121ZM130 248H131V247H130ZM194 248H195V246H194ZM222 248H223V247H222ZM227 248H229V247H227ZM227 248H226V249H227ZM239 248H240V247H239ZM247 248H248V247H247ZM263 248H264V247H263ZM4 249H5V247H4ZM10 249H11V248H10ZM32 249H34V248H32ZM36 249H37V248H36ZM54 249H55V248H54ZM96 249H97V248H96ZM119 249H120V248H119ZM181 249H182V248H181ZM235 249H236V248H235ZM248 249H249V248H248ZM255 249H256V248H255ZM24 250H25V249H24ZM34 250H35V249H34ZM66 250L68 251V249H66ZM120 250H121V249H120ZM215 250H216V249H215ZM246 250H247V249H246ZM260 250L262 251V248H261ZM21 251H22V249H21ZM49 251H50V250H49ZM58 251H60V249H59ZM62 251H63V250H62ZM225 251H226V250H225ZM225 251H222V252H225ZM235 251H236V250H235ZM243 251H244V250H243ZM4 252H5V251H4ZM4 252H3V253H4ZM31 252H32V250H31ZM64 252H66V251H64ZM198 252H199V251H198ZM5 253H6V252H5ZM11 253H12V252H11ZM19 253H22V252H20V250H19ZM47 253H49V252H47ZM59 253H60V252H59ZM121 253H122V252H121ZM231 253H232V252H231ZM231 253H230V254H231ZM245 253H247V252H245ZM23 254H24V253H23ZM50 254H51V253H50ZM242 254H243V253H242ZM249 254H251V253H249ZM256 254H257V253H256ZM5 255H6V254H5ZM12 255H13V253H12ZM19 255H20V254H19ZM30 255H31V254H30ZM60 255H62V253H61ZM65 255H66V254H65ZM65 255H64V256H65ZM120 255H122V254H120ZM199 255H200V254H199ZM244 255H245V254H243L242 256H244ZM258 255H259V254H258ZM33 256H34V254H33ZM33 256H32V257H33ZM71 256H72V255H71ZM124 256H125V255H124ZM234 256H235V255H234ZM253 256H254V255H253ZM4 257H5V256H3V258H4ZM23 257H25V256H23ZM42 257H43V256H42ZM45 257H46V256H45ZM45 257H44V258H45ZM49 257H50V256H49ZM195 257H196V256H195ZM208 257H209V255H208ZM208 257H207V259H208ZM228 257H229V256H228ZM237 257H238V256H237ZM254 257H255V256H254ZM256 257H257V256H256ZM260 257H261V256H260ZM138 258H139V257H138ZM233 258H234V257H233ZM238 258H239V257H238ZM250 258H252V257H250ZM230 259H231V257H230ZM242 259H243V258H242ZM252 259H253V258H252ZM7 260H8V257H7ZM20 260H21V259H20ZM32 260H33V259H32ZM50 260H51V259H49V261H50ZM134 260H135V259H134ZM137 260H138V259H137ZM221 260H222V259H221ZM231 260H233V259H231ZM236 260H237V259H236V257H235V261H236ZM243 260H244V259H243ZM253 260H254V259H253ZM263 260H264V259H263ZM3 261H5V260H3ZM40 261H42V260H40ZM208 261H209V260H208ZM210 261H211V259H210ZM239 261H240V260H238V262H237L238 264H239ZM255 261H257V260H254V263H255ZM12 262H14V261H11V263H12ZM60 262H61V261H60ZM64 262H65V260H64ZM69 262H70V261H69ZM99 262H100V261H99ZM230 262H231V261H230ZM246 262H247V261H246ZM249 262H251V261H249ZM252 262H253V261H252ZM257 262H258V261H257ZM257 262H256V263H257ZM261 262L264 263V261H261ZM37 263H40V262L37 261ZM66 263H67V262H66ZM100 263H101V262H100ZM196 263H197V261H196ZM242 263H243V262H242ZM242 263H241V264H242ZM256 263H255V264H256ZM259 263H260V262H259ZM263 263H262V264H263ZM12 264H13V263H12ZM35 264H36V263H35ZM55 264H57V263H55ZM64 264H65V263H64ZM124 264H125V263H124ZM230 264H231V263H230ZM243 264H244V263H243ZM246 264H248V263H246ZM252 264H253V263H252Z\"/></svg>",
	"mask_w": 264,
	"mask_h": 264
}]
</instances>
